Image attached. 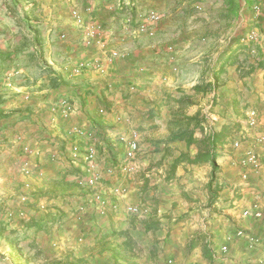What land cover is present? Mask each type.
<instances>
[{
  "label": "crops",
  "instance_id": "1",
  "mask_svg": "<svg viewBox=\"0 0 264 264\" xmlns=\"http://www.w3.org/2000/svg\"><path fill=\"white\" fill-rule=\"evenodd\" d=\"M124 1L112 13L117 0H31L49 23L40 27L34 13L39 43L32 39L30 47L48 49L55 64L0 57V208L15 210L18 196L82 182L89 191L84 212L48 231L49 253L39 244L38 258L64 248L78 264H264V250L235 236L241 228L264 238V167H239L235 154L226 156L243 136L244 149L264 166V144L256 141L264 134V0ZM72 10L86 25L102 22L123 56L75 51L80 30ZM138 10L158 11L162 20L132 36L118 20L129 14L136 25ZM251 29L260 36L254 53L244 44ZM60 33L68 40L57 46ZM72 51L74 62H59ZM77 59L86 67L74 74ZM63 100L74 110L65 114ZM251 109L258 113L253 127ZM79 128L92 135L76 134ZM120 136L137 141L132 159ZM89 145L95 158L73 163L74 152ZM96 193L106 198L103 206ZM252 204L261 218L243 212ZM74 239L82 244L71 250Z\"/></svg>",
  "mask_w": 264,
  "mask_h": 264
},
{
  "label": "rangeland",
  "instance_id": "2",
  "mask_svg": "<svg viewBox=\"0 0 264 264\" xmlns=\"http://www.w3.org/2000/svg\"><path fill=\"white\" fill-rule=\"evenodd\" d=\"M31 3V0H0V57L4 56L7 53H11L12 57L17 58L19 60L21 59V63L25 64V66L29 65V63H31L30 66H33L32 63H34V60H38V58H40V60H44V64H48V61L50 62L49 64H55L54 61L51 59L52 56L50 57L51 53H45L48 49L43 50L39 53L38 49L35 48V51L37 53H34L33 48L30 47L33 42L32 39L34 37L32 31L34 29V26L37 27L39 24L36 22L37 17H35L34 13L40 15L38 16V19L40 20V27L44 28V26H46V23L47 25L49 23L48 21H46L47 19H45V17L42 15V12L39 9H36V6ZM9 6L13 8V11ZM198 9H200V7H198ZM118 10L120 9H116L112 11V13H115ZM146 11L147 10H138L136 11V14L137 12ZM254 12L259 13L258 10ZM26 13H29V16L25 15ZM158 13L161 15V21L162 14L160 12ZM112 15L114 16L115 14ZM123 15L124 14H122L121 17H123ZM23 16H26V18L30 20L31 26L29 27V29L25 24L21 23ZM121 17L118 20L119 24ZM157 24H155L154 26H156ZM61 34H64L65 37L61 38ZM58 40L62 42L67 41L68 37L65 33H60L57 37V40H53L57 43V46H59L60 44H58ZM106 41V45L109 46L107 48H111L112 46L109 45L111 41L108 42L109 40L107 39ZM75 44V51H77L78 48H81L80 46H82L80 37L78 41L75 42ZM75 51L65 54L62 59H59V62L65 65H69L74 62L73 58H75ZM45 57H47L48 59ZM55 58L57 59V56H55ZM206 103L208 105V102ZM208 110L209 109H206V111ZM229 142L230 141H228L227 143ZM246 146V144H243L242 147L238 150L229 148L226 151V156H231L234 159L233 155L235 154L237 158L236 163L239 166L238 160ZM84 150L82 152H74L77 157L75 160V157H72L73 163H79L82 161L80 156L83 154ZM25 164L27 165L22 168V172L25 175H28L31 172V167L28 162H25L24 165ZM64 182H67V184L63 183V185L61 186L53 185L51 190L52 192L48 194L37 193L36 195H31L29 198H27L26 194H23L21 197L18 196L15 202V210L0 209V221H2L3 223L0 224V230L2 231V234H0V264H16V257L19 259L20 262H24V264H49L55 259L60 260L66 257H72L70 254L67 255V253L69 252L68 250H66L65 253L63 252L64 248L58 249V252L61 253L56 256L42 255L40 258L37 257V255L40 254L38 251V245L42 244V246L45 247L48 243L46 241L47 237H45V235L49 233L48 231H50L51 233L57 232L62 222V218H66L68 214L70 215L69 218H78L85 210L86 201L84 199L86 195L89 194L87 187L82 182H80L79 184L74 183L72 185H69L68 181ZM26 186H28V184H26ZM101 208L103 210L102 206ZM46 214H52L55 217L54 221L48 224V226H46L48 227L46 230H43L41 232L38 230L35 231V229L31 226H27L26 228L22 226V223L29 219L31 216L38 218L39 216ZM61 229L63 228L61 227ZM5 238L14 240L15 246L12 247L11 245H9ZM72 244L73 248H71V250H76L82 244V242H79L74 239V242ZM45 248L47 249V247ZM47 251L49 253L48 249L46 250V252ZM45 259L47 260L44 262Z\"/></svg>",
  "mask_w": 264,
  "mask_h": 264
},
{
  "label": "bare ground",
  "instance_id": "3",
  "mask_svg": "<svg viewBox=\"0 0 264 264\" xmlns=\"http://www.w3.org/2000/svg\"><path fill=\"white\" fill-rule=\"evenodd\" d=\"M127 4L128 3L125 2L124 0H117L116 6L114 8L110 7L109 10L110 11H114L116 9L121 10L122 8L125 7V5L127 6ZM254 9L255 11L258 10L257 6H255ZM71 17L74 23L76 24L77 28L80 30V39H81V44L83 47L98 48L101 51L107 52L111 57H122L123 56V52H121L119 49L107 48L109 46L106 45L107 41L105 39V36L108 33H106L107 28L102 22H94L90 25H86L81 15L76 10L71 11ZM160 19H161V15L157 12H137L136 25H133L132 17L129 14H126V15L124 14L123 17H121L120 25L122 29L124 30V32L132 36H138L146 32L148 29H150L155 24H157L160 21ZM64 37L65 35L61 34V38H64ZM259 39H260L259 32L256 29H251L247 32L245 39H244V44L248 47V50L250 53L255 52L256 44L258 43ZM85 67H86V61L78 60L76 63H74L71 69V72L74 74L80 73ZM216 91H217L216 87L213 86L211 89L212 99L215 98ZM69 102H70L69 100L61 101L60 106H62V108L64 109L65 114L70 113L71 111L74 110V108L70 105ZM247 123L250 127H253L258 123V113L256 110L251 109L249 111L248 117H247ZM76 132L78 135H83L85 133H87L88 136L92 135L91 131L85 132L84 130H81V129H78ZM120 141L126 142L125 143L127 144L126 156L127 158L132 159L135 156V152L137 148V143H136L137 141L135 140L134 137L127 138L126 136H120ZM243 141H245L243 136H241L240 138L234 139L231 142V147H233L236 150L240 149L242 147ZM256 141L259 144H264V134L259 135L256 138ZM73 157H75L74 158L75 160L77 155L74 154ZM80 157L84 162L90 163L95 158L94 147L90 145L87 146L83 154ZM238 164L243 168H247V169L250 168L253 170H257V171L262 170L264 167L263 163L260 161L259 155H257V153L251 148L244 149L243 153L241 154L239 158ZM127 168L128 166H126V169ZM241 176L242 178H246L247 175L243 171V174ZM114 191L117 192L119 190L118 188H115ZM94 199L97 203H99L102 206L106 201L103 194L101 193H96L94 196ZM127 210L130 212H136L137 207L128 206ZM243 212L245 214H250L255 218H261L263 216V211L261 208H259L257 204H252L251 207L246 208ZM235 236L237 238L244 239L250 248L252 247L264 248V238L251 234V233H247V231H244L241 228L235 230ZM221 251L222 252L226 251V247L225 246L221 247Z\"/></svg>",
  "mask_w": 264,
  "mask_h": 264
},
{
  "label": "trees",
  "instance_id": "4",
  "mask_svg": "<svg viewBox=\"0 0 264 264\" xmlns=\"http://www.w3.org/2000/svg\"><path fill=\"white\" fill-rule=\"evenodd\" d=\"M11 6H9V7L13 11V8ZM21 23L25 24L28 27V29L31 26L30 20L27 19L26 16H23V18L21 20ZM33 31H32V33L34 34L33 40H34V42L39 43L38 34H37L36 30H33ZM23 44H25V43H23ZM10 55H11V53H7V54H5L2 57H4V59H5V58H8ZM213 140L214 139L212 138L211 141H213ZM212 168H213V170H216L218 168V165H217V163L215 161V156L214 155L212 156ZM54 219H55V217L52 214L41 215L38 218H35L34 216H31L29 219H27L25 222L22 223V226L24 228H26L27 226H31L37 231L40 228L44 227L45 225L50 224L51 222H53ZM0 224H3L2 221H0ZM1 232L2 231L0 230V234H2ZM5 239L7 240V243L9 245H11L12 247L15 246L14 245V240L9 239V238H5ZM207 258L211 259V256L207 255ZM15 263L16 264H24V262H20L17 257L15 258ZM49 264H78V263L74 260V258L66 257V258H63V259H60V260L55 259L52 262H50Z\"/></svg>",
  "mask_w": 264,
  "mask_h": 264
},
{
  "label": "built area",
  "instance_id": "5",
  "mask_svg": "<svg viewBox=\"0 0 264 264\" xmlns=\"http://www.w3.org/2000/svg\"><path fill=\"white\" fill-rule=\"evenodd\" d=\"M262 250H264V248H261ZM194 264V263H193Z\"/></svg>",
  "mask_w": 264,
  "mask_h": 264
}]
</instances>
